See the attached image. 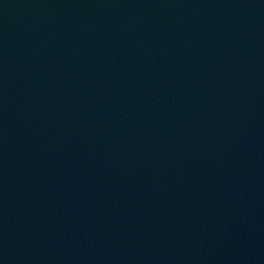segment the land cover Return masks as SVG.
<instances>
[{
    "label": "water",
    "instance_id": "95a60500",
    "mask_svg": "<svg viewBox=\"0 0 264 264\" xmlns=\"http://www.w3.org/2000/svg\"><path fill=\"white\" fill-rule=\"evenodd\" d=\"M0 131L114 264H264V0H0Z\"/></svg>",
    "mask_w": 264,
    "mask_h": 264
}]
</instances>
